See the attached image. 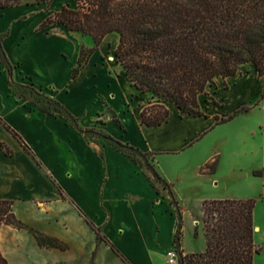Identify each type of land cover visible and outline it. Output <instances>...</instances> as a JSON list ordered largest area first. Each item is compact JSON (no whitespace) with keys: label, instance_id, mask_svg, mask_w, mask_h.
Masks as SVG:
<instances>
[{"label":"crops","instance_id":"crops-1","mask_svg":"<svg viewBox=\"0 0 264 264\" xmlns=\"http://www.w3.org/2000/svg\"><path fill=\"white\" fill-rule=\"evenodd\" d=\"M18 7L23 9L22 13L16 16L8 30L0 31L3 49L13 66L10 77L0 60V118L12 130H8L0 122V200L13 202L15 217L27 228L18 229L12 225L1 227L2 256L8 264H170L167 255L175 250L179 216L176 210H172L169 191L156 185L151 173L146 170V165L142 167L136 164L102 138L98 143L88 140L65 118L44 113L31 101L12 94L10 80L12 78L18 84L23 78L30 80L33 86L43 90L49 98L58 100L69 112L78 116L81 121L79 125L85 129L92 127L84 123L80 110L70 106V93L80 103H83L85 95L103 98L112 106L114 99L136 102L132 112L127 110L123 100L120 101V110L115 107L124 128L116 122L117 126L112 124L113 116L106 119L102 128L105 134L114 139L123 140V143L154 156L165 151L153 152L144 148L142 143L148 144L145 138L142 142L131 139L128 136V115L134 114L139 133H150L153 129L166 125L173 113L181 120L196 123L210 119L211 116L203 109L205 103L200 99L207 118L192 117L171 105L167 123L156 128L141 125L140 114L144 107L151 104V95L142 94L132 86L120 65L119 72L130 85L132 96L120 95L113 78L109 79L114 85L107 88L100 80L101 73L111 68L101 62L104 60L102 48L108 38H112L116 50L120 42L118 34L108 35L79 77L70 82V44L75 46L72 53V74L82 45L93 47V39L84 40L82 35L71 33L62 25H52L46 31L40 30L43 21L50 16L48 14L38 24L28 28L26 24L36 11H29V7L22 4L0 10V13ZM27 51L33 53L35 68L28 67L24 55ZM91 67L93 72H89ZM88 72L92 74L91 81L86 83L84 94L79 93L77 85L81 84L84 88L83 78L90 76ZM250 72L262 80L264 92V76L259 77L253 64L244 65L242 74L225 81L230 84L232 79ZM253 105L251 109L241 107L244 110L229 122L245 120L254 110L264 109V104L261 105L260 101ZM213 119L211 127L202 128L193 137L180 134L184 147L181 151L213 129L214 124L217 125L215 116ZM262 169L264 170V162ZM29 229L59 241L65 249L41 246ZM96 229L100 230L104 240L99 241ZM256 230L258 228L255 226ZM191 234L195 240L199 238L205 242L204 248L198 251L188 249L186 238L182 236L184 253H204L207 245L200 221L193 220V228L186 237H191Z\"/></svg>","mask_w":264,"mask_h":264},{"label":"trees","instance_id":"trees-1","mask_svg":"<svg viewBox=\"0 0 264 264\" xmlns=\"http://www.w3.org/2000/svg\"><path fill=\"white\" fill-rule=\"evenodd\" d=\"M23 2L0 0V10L20 6ZM51 2L35 0L27 4L38 6ZM52 25H62L71 33L93 39V47L82 46L72 80L79 77L108 35H119L116 62L131 85L152 98L151 104L140 114L141 125L148 127L156 128L167 123L171 105L192 117L207 118L200 97L218 79L225 81L242 74L244 65L253 64L259 77L264 76V0H73L48 16L40 30L46 31ZM2 41L0 35V60L12 77L13 66ZM10 86L12 94L14 87H24L12 78ZM46 101L47 105L31 102L44 113L65 118L88 140V135L96 134L136 164H140L137 155L145 160L154 181L169 191L179 216L175 237L178 264H254L255 257L261 253L255 242L256 200L205 201L202 211L206 251L185 254L182 250V209L171 185L147 160L150 158L153 162L154 155L143 153L108 134L97 133L95 128L83 129L61 102L49 97ZM238 113L227 118L216 117L217 125L233 120ZM113 121L124 128L115 114ZM0 122L12 131L1 118ZM217 166V162H213L206 165V169L215 173ZM253 175L261 177L263 172L253 171ZM12 206V201L0 200V229L4 225L27 228L15 217ZM29 231L41 246L65 249L59 241L32 229ZM96 233L99 241L104 240L99 229ZM0 264H8L1 252Z\"/></svg>","mask_w":264,"mask_h":264},{"label":"rangeland","instance_id":"rangeland-1","mask_svg":"<svg viewBox=\"0 0 264 264\" xmlns=\"http://www.w3.org/2000/svg\"><path fill=\"white\" fill-rule=\"evenodd\" d=\"M34 1L24 0L22 4V6L29 7V11H36L26 24L28 28L38 24L46 14L51 15L53 12L59 11L62 6L73 3V0H52L49 5L46 3L38 6L27 4V2L32 3ZM22 11L23 9L18 7L0 13V31L8 30L16 16ZM89 38L91 37L83 36L84 40ZM113 43L112 38H108L105 47L102 48L104 60L101 62L110 65L111 68L101 73L100 80L101 82L103 81L105 88H107L109 85H114L109 79L113 78L114 86L119 89L120 95L125 97L132 96L130 85L125 81L124 75L119 72V64L114 56ZM74 48V44H70V82L72 81L71 65L73 64L72 53ZM24 55L28 61V67L35 68L36 61L33 53L27 51ZM93 70L92 68L89 72H93ZM101 74L99 73V75ZM91 78L92 74L83 78L85 82L84 88L81 84L77 85L79 93L84 94L83 92L87 89L86 83L91 81ZM19 83L24 87H14V95L20 99L39 101L40 104L47 105L46 99L49 96L46 92L33 86L32 82L26 78H23ZM262 96L264 97L262 80L258 79L253 72H250L242 77L232 79L230 84L228 81L218 79L214 85L207 88L206 93L200 99L203 104L205 103L203 109L211 116L210 119L196 123L186 119L181 120L176 113H173L171 120L163 127L153 129L150 133H139L136 128L137 124L134 114L131 113L127 117L128 136L131 139L142 142V139L145 138L148 144L142 143L144 148L153 152L165 151L163 154L154 156V164L160 175L171 185L172 193L182 209V236L186 238V247L188 249L198 251L204 248L205 242L203 240L201 241L199 238L195 240L192 234L191 237H186V234L192 230L193 220L200 221L203 226L202 208L205 201L254 199L256 200L254 224L258 228L255 231V242L261 248V253L255 257L254 264H264V170L262 169L264 162V109L254 110L245 120L219 125L214 124L213 129L205 132L200 140L195 141L184 151H181L184 147L182 146L183 140L180 135L195 136L202 128L211 127L214 116L215 119L216 117L227 118L236 112H239L237 114L239 115L244 108L251 109L257 101H260L261 105H263L264 99H261ZM84 98L83 103H80V100L70 93V106L75 110H80L84 123L90 124V127L95 128L97 133H104L102 124L106 119H111L113 114L120 117L118 110H120L121 106L120 101H124V99H114L112 106L103 98H92L86 95ZM123 103H126L125 107L131 112L136 107V102L131 103L125 99ZM243 106L247 107L240 109ZM74 116L79 118L76 115ZM98 118L100 122H98ZM112 124L117 126L114 121ZM118 128L120 127L118 126ZM88 136L94 143H98V140L101 139V136L93 133ZM170 139L172 140L170 141ZM137 158L140 165L146 167L145 160L139 155H137ZM147 160L152 163L150 158ZM213 162H217L218 166L215 173H210L206 169V165ZM146 170L149 174L151 173L147 167ZM253 171H262L263 176L255 177ZM156 185L163 189L160 183L156 182ZM172 210H176L174 205ZM184 228H186L185 233ZM188 229L189 231L186 232Z\"/></svg>","mask_w":264,"mask_h":264},{"label":"built area","instance_id":"built-area-1","mask_svg":"<svg viewBox=\"0 0 264 264\" xmlns=\"http://www.w3.org/2000/svg\"><path fill=\"white\" fill-rule=\"evenodd\" d=\"M167 257H168V262L170 264L178 263V256L176 250L169 252Z\"/></svg>","mask_w":264,"mask_h":264}]
</instances>
